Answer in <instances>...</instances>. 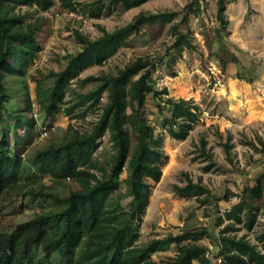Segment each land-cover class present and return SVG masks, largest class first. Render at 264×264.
Masks as SVG:
<instances>
[{
  "label": "trees",
  "instance_id": "1",
  "mask_svg": "<svg viewBox=\"0 0 264 264\" xmlns=\"http://www.w3.org/2000/svg\"><path fill=\"white\" fill-rule=\"evenodd\" d=\"M55 0H0V109L10 99L8 86L24 78L32 60L42 46L38 39L46 17L27 10L47 11ZM67 10L79 6L91 17L99 16L105 8L122 4L128 8L146 0H57ZM217 18L227 25L225 1H217ZM27 7L25 10L22 7ZM35 6V7H34ZM178 12L162 10L153 15L138 12L132 20L108 30L99 25L100 34L89 37L74 30L80 47L65 55V64L49 70L44 78L35 80L34 100L40 113L51 117L61 106L70 117L84 119L96 113L88 125L80 128L69 122L61 137L37 147L25 155V147L15 141L8 144L7 132L0 134V197L6 190L49 200L52 207L40 210L30 218L17 222L10 229H0V264H33V253L40 247L42 258L55 252L73 264H159L152 258L155 251L166 250L173 244L175 252L167 264H213L211 249L200 238H207L220 257L219 264H264V170L254 182L242 188L240 198L217 216L219 226L215 235L212 227L190 226L181 232L152 237L139 242L141 214L149 203L148 179L158 180L164 152V133L183 139L199 118L201 108L191 98L168 95L166 86L157 87L150 77L155 70V58L138 55L118 67L115 72L80 76L83 68L101 65L123 44L130 33L153 18L169 21ZM174 46L179 50L191 47L188 36L179 32ZM12 81L11 84H8ZM86 83V90L78 87ZM24 106L13 114L14 133L22 126L25 113L32 110L29 90L20 85ZM106 101L101 103L103 93ZM156 99L160 114L156 125L150 124L145 113L148 94ZM164 108L170 114L164 113ZM38 112V114L40 115ZM107 134L111 153L104 159L97 155L102 137ZM201 151L213 165L206 140L200 141ZM229 152V145L224 144ZM124 177H121L122 173ZM50 180L46 183L42 176ZM186 176L183 184L173 182L172 190L179 196H195L206 205L209 188L200 179ZM71 179L76 187L61 191L62 181ZM124 191L121 192V186ZM124 205L122 200L126 199ZM228 197V195L226 196ZM262 216L261 229L252 240L247 232ZM45 264H51L46 262Z\"/></svg>",
  "mask_w": 264,
  "mask_h": 264
},
{
  "label": "rangeland",
  "instance_id": "2",
  "mask_svg": "<svg viewBox=\"0 0 264 264\" xmlns=\"http://www.w3.org/2000/svg\"><path fill=\"white\" fill-rule=\"evenodd\" d=\"M110 1L104 0L106 4ZM217 1L146 0L128 8L113 4L97 17H91L80 5L79 10H71L88 17L86 22L65 14L57 17V12L69 11L57 0L47 11H33L29 7L27 10L31 13L46 17L38 31L42 46L38 55L40 65H31L24 78H13L16 82L8 86L11 97L0 109V134L8 131V144L13 146L18 140L27 155L52 138L61 137L69 122L83 128L96 117L94 112L84 119H71L63 112L62 106L51 117H45L38 107L40 115L34 116L33 109L38 106L34 100L35 80L44 78L49 70L62 68L65 55L80 47L74 36L77 25L81 28L79 31L93 38L100 34L99 25L114 29L132 20L140 11L149 15L162 10L177 11L169 21L158 17L145 21L139 31L130 33L101 65L83 68L80 76L115 72L136 56L149 54L156 61L150 80L159 88L166 86L168 95L191 98L199 104V118L185 138H173L164 133L163 148L167 157L160 165V178L148 179L151 191L149 203L141 214L138 241L176 234L190 226L212 227L216 235L219 228L217 216L237 202L242 188L252 184L255 175L264 170V0H224L225 27L217 18ZM26 8L22 7L23 10ZM179 32L188 36L191 47L179 50L173 45ZM44 83L49 85L50 79L46 78ZM20 85L29 90L33 103L32 110L25 113L22 126L14 133L13 114L24 106V96L18 91ZM92 86V83H86L78 89L86 91ZM105 101L106 92L101 103ZM155 104L156 99L149 93L145 113L148 122L156 125L157 132L160 130L157 125L160 114ZM164 113L169 115L170 110L164 108ZM41 126L47 128V134H41ZM201 139L206 140L213 160V165L207 170L204 166L209 158L201 151ZM225 143L229 145V152L224 149ZM110 153V142L105 134L97 155L104 159ZM184 173L193 180L200 179L209 188L206 205L200 204L195 196H179L172 190L173 182H185ZM124 175L123 172L121 177ZM41 178L46 183L50 181L47 175ZM61 184V191L68 186L76 187L71 179ZM127 200L128 197L122 200L124 205ZM50 207L51 203L45 198L6 190L0 197V229H10L17 222ZM259 215L252 230L243 228L238 233L246 231L253 240L261 229L262 216ZM200 242L211 249L209 255L213 264H219L220 257L209 246L208 239L200 238ZM174 252L171 244L168 249L155 251L151 256L159 264H167ZM41 258L42 252L37 247L32 263L39 264ZM46 262L73 264L56 252L49 259H44L43 263Z\"/></svg>",
  "mask_w": 264,
  "mask_h": 264
},
{
  "label": "built area",
  "instance_id": "3",
  "mask_svg": "<svg viewBox=\"0 0 264 264\" xmlns=\"http://www.w3.org/2000/svg\"><path fill=\"white\" fill-rule=\"evenodd\" d=\"M64 14L67 15V16H68V15L73 16V17L77 18L79 21H82V22H86V21L88 20V17L83 16V14L79 13V11H66V10H64L63 12H57V13H56L57 17H61V16L64 15ZM79 21H78V22H79ZM76 29H81V28L77 25V26H76ZM39 52H40V51H39ZM39 52H38L37 56H35V57L33 58V60H32L31 65H32L33 67H37V66L40 65V59H39V57H38ZM41 57H42V56H41ZM33 105H34V107H35V102H34ZM33 111H34V116L37 117V115H38V106L35 107V108L33 109ZM41 128L43 129V130L41 131V134H47V128H46L45 126H41ZM209 246L212 247L211 244H209Z\"/></svg>",
  "mask_w": 264,
  "mask_h": 264
}]
</instances>
